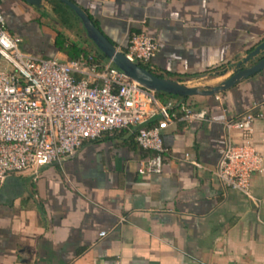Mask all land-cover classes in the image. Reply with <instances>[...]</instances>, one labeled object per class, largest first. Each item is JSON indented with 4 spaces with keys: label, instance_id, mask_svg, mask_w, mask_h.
I'll use <instances>...</instances> for the list:
<instances>
[{
    "label": "crops",
    "instance_id": "obj_1",
    "mask_svg": "<svg viewBox=\"0 0 264 264\" xmlns=\"http://www.w3.org/2000/svg\"><path fill=\"white\" fill-rule=\"evenodd\" d=\"M44 1L36 7L0 0L6 28L23 51L66 60L60 35L98 53L73 11L67 29L61 9L47 0L49 13ZM72 1L121 50L133 30L154 38L150 67L196 76L186 84H218L264 40V0ZM217 95L187 98L214 121H178L163 130L162 173L138 174L148 152L125 129L85 141L37 174L7 175L0 187V264H264V164L251 176L258 203L223 188L211 172L228 138H248L264 156V69ZM247 110L262 114L249 133L225 130L224 116Z\"/></svg>",
    "mask_w": 264,
    "mask_h": 264
},
{
    "label": "built area",
    "instance_id": "obj_2",
    "mask_svg": "<svg viewBox=\"0 0 264 264\" xmlns=\"http://www.w3.org/2000/svg\"><path fill=\"white\" fill-rule=\"evenodd\" d=\"M19 44L20 38L8 31L0 12V187L11 173L37 174L41 166L60 164L75 154L85 141L121 129L131 130L135 143L148 152L137 164L138 174L144 178L159 174L168 151L164 129L178 121L215 120L211 111L195 108L188 100H160L111 60H99L96 52L59 60L23 51ZM157 49L154 38L133 30L124 53L150 67ZM261 116L247 110L224 116L222 122L226 131L246 134ZM263 164V154L248 138L240 142L228 138L211 172L223 188L258 203L251 194V176Z\"/></svg>",
    "mask_w": 264,
    "mask_h": 264
},
{
    "label": "water",
    "instance_id": "obj_3",
    "mask_svg": "<svg viewBox=\"0 0 264 264\" xmlns=\"http://www.w3.org/2000/svg\"><path fill=\"white\" fill-rule=\"evenodd\" d=\"M27 4L40 7L43 0H23ZM69 7L80 19L86 36L96 49L129 78L137 81L154 92L189 97L193 95L209 96L218 94L241 80L247 79L264 69V40L235 63L231 74L213 86L189 85L174 79L154 74L141 64L129 59L123 50L115 46L95 25L85 10L72 0H58Z\"/></svg>",
    "mask_w": 264,
    "mask_h": 264
},
{
    "label": "trees",
    "instance_id": "obj_4",
    "mask_svg": "<svg viewBox=\"0 0 264 264\" xmlns=\"http://www.w3.org/2000/svg\"><path fill=\"white\" fill-rule=\"evenodd\" d=\"M56 37L59 39V43H58L57 47H59L60 50H62L64 53L67 54L68 59H74V58H77L78 56H80L81 54L86 55L88 53V51L86 49H84V48L80 49V48H77L73 44H65L63 38L60 35L59 36L56 35ZM97 55H98L99 60H103L105 58L99 51H98ZM141 65L143 66V64H141ZM144 67H146L148 70H150L154 74H157V75H159L161 77L174 79V80H176L178 82H181V83H185L187 80L193 79L194 77H196V76H180V75H172V74H169V75L165 76V75L159 73L158 71L154 70L153 68H150L147 65L144 66ZM228 70H229V67H225V68L219 70L218 74L223 75ZM155 95H156L157 98H159L162 101H165L168 98H179V99H182V100H187V98H188V97L170 95V94H166V93H163V92H156ZM122 130H125V129L117 130L115 132L122 131ZM105 134H107V133H105ZM102 136H104V134Z\"/></svg>",
    "mask_w": 264,
    "mask_h": 264
},
{
    "label": "rangeland",
    "instance_id": "obj_5",
    "mask_svg": "<svg viewBox=\"0 0 264 264\" xmlns=\"http://www.w3.org/2000/svg\"><path fill=\"white\" fill-rule=\"evenodd\" d=\"M61 10L58 12L59 13V16H60V22H62L64 25V27H66L67 29H70V25H71V20H70V16H73V15H71V14H74L73 12H72V10L69 8V7H67L65 4H63V3H61L60 1H58V0H52ZM44 4L47 6V11L50 13L51 12V7H50V5H49V3H48V1L47 0H45L44 1ZM44 17H45V15L47 16V14H45L44 15V13L42 12L41 13ZM68 16V17H67ZM48 17V16H47ZM54 21H59L58 19H55ZM47 22V21H46ZM49 22V21H48ZM1 63H3L2 62V60L0 61ZM143 66H146V65H144L143 64ZM189 85H191V84H189ZM198 86H200V85H198Z\"/></svg>",
    "mask_w": 264,
    "mask_h": 264
}]
</instances>
